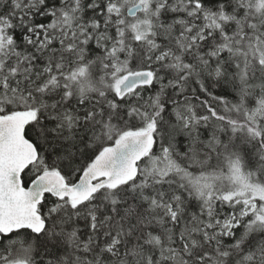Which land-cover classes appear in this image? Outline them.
Masks as SVG:
<instances>
[{
	"label": "snow or ice",
	"instance_id": "obj_1",
	"mask_svg": "<svg viewBox=\"0 0 264 264\" xmlns=\"http://www.w3.org/2000/svg\"><path fill=\"white\" fill-rule=\"evenodd\" d=\"M0 264H264V0H0Z\"/></svg>",
	"mask_w": 264,
	"mask_h": 264
}]
</instances>
